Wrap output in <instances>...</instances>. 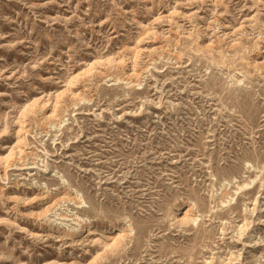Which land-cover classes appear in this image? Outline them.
<instances>
[{
	"label": "rangeland",
	"instance_id": "1",
	"mask_svg": "<svg viewBox=\"0 0 264 264\" xmlns=\"http://www.w3.org/2000/svg\"><path fill=\"white\" fill-rule=\"evenodd\" d=\"M260 194L264 0H0V264H264Z\"/></svg>",
	"mask_w": 264,
	"mask_h": 264
},
{
	"label": "bare ground",
	"instance_id": "2",
	"mask_svg": "<svg viewBox=\"0 0 264 264\" xmlns=\"http://www.w3.org/2000/svg\"><path fill=\"white\" fill-rule=\"evenodd\" d=\"M37 103V101H36ZM35 103V104H36ZM44 107V106H43ZM55 112H53L54 114ZM54 115H52L53 117ZM23 138H18L17 139V144H21ZM20 146H18L19 148ZM22 151V150H20ZM8 160V158L6 159ZM47 169V166L45 167ZM234 182H240L239 179H235ZM248 184H245L244 186H247ZM240 189H243V186L240 187ZM60 192V188L57 187L56 188V192ZM68 193L67 189L64 190L63 193ZM62 193V192H61ZM238 193V191L236 192ZM66 195L62 196L65 197ZM261 196L262 194L258 195L255 197L254 199V203H253V208L250 212V219L246 220L245 223H243L242 225L239 226V229L237 231V235L240 237V239H242L243 237H245L246 241H245V246H258L259 242L257 241V237L260 236V229L258 228V225L261 222H264L262 220V217L259 216L258 214L261 213V211L263 210L262 206V201H261ZM57 199V198H56ZM64 200V199H63ZM2 202V201H1ZM186 205L183 206L181 204H177L176 208H175V213L174 215V219L176 220V223L178 225H186L189 223H193V224H197V220L198 218H193L192 217V210H193V205L191 202H184ZM258 217V219H257ZM258 220V221H257ZM93 225V221L89 218H83L81 219L80 223L78 222V226L73 228V229H68L63 231V236L65 237H70L72 239H76L77 237L82 236L83 234H85L87 231H90ZM118 229V234L116 236H114L112 238V243L111 244H105V249L109 250V249H113L115 247H117L118 245H120V241L122 239H124V237H126V233L125 231L127 230L125 228V226H120V225H116V224H112L110 226V230H114V229ZM224 230V229H223ZM103 232V230H101V233ZM128 234V233H127ZM99 256V255H98ZM96 256L94 258V260L97 259ZM93 263V262H92ZM253 264H258L257 263V255H255V259L253 261Z\"/></svg>",
	"mask_w": 264,
	"mask_h": 264
}]
</instances>
